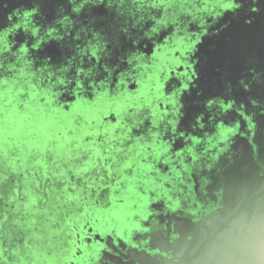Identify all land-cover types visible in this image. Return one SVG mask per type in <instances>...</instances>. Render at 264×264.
<instances>
[{"label":"flooded vegetation","instance_id":"flooded-vegetation-1","mask_svg":"<svg viewBox=\"0 0 264 264\" xmlns=\"http://www.w3.org/2000/svg\"><path fill=\"white\" fill-rule=\"evenodd\" d=\"M250 2L257 13L264 5V0ZM78 5L79 0H30L23 6L24 14L33 13L25 23L29 31L18 32L11 39L10 48L0 41V112L16 101L26 103L27 107L37 105L34 95L39 94L38 101L43 107L66 111L69 116L79 114L75 118L78 127L93 126L90 130L93 135L83 140L84 147L93 150L91 153L101 152L106 159L100 172L93 170L94 179L90 183L82 181L86 177L82 172L77 173L85 167L84 163L73 168L74 160L61 166L60 175L32 172L24 183L28 187H17L15 195H20L18 190L27 189L30 195L25 197L29 200L27 205H34L38 197L42 198L39 204L44 209L58 206L61 221L53 225L42 215L36 218L38 226H27V232L23 233L28 237L37 231L36 226L41 228L44 245L51 249L52 242L58 239L50 227L61 228L64 242L58 244L59 256L72 254L65 264H133L131 256L141 257L143 253L158 256L157 251L148 247L174 238L173 227L219 207L222 190L214 192L215 201H211L205 180L217 178L238 153L232 147L243 146L245 142L236 137L233 144H219L217 138L226 130L235 129L252 143L255 131H264V97L252 93L250 87L264 80V21L248 31L236 19L230 22L232 31L209 44L203 54L198 51L201 49L198 44L195 51L200 61L198 88L189 92L199 93L197 111L193 117L189 116L184 96L179 127L204 142L195 149V154L186 156L185 169L176 166L182 173L179 177L167 155L160 157L157 153L163 142L170 140L165 127L175 109L172 102L165 100L181 87L179 79L166 86L164 83L170 68L184 70L181 61L187 60L185 48L197 40L198 34L205 41V33L233 15L234 10L220 6L217 0H105L104 3L90 0L76 11ZM24 14L22 22L26 20ZM5 15L0 8V19L4 17L0 20V39L7 26L20 21V17H13L10 22ZM33 33L36 36L30 35ZM25 47L27 52L16 56ZM12 85L15 91L22 88L23 95L6 97ZM94 112L104 117L101 126L96 127L95 122H86L81 116ZM60 120L62 123L63 119ZM252 127H256L253 133ZM95 132L98 134L94 135ZM121 139H125L126 150L134 149L135 153L139 143L146 145L145 140H149L147 157L125 173L119 170L122 165L117 167L114 162L117 158L114 149ZM184 148L185 142L178 140L172 150ZM114 168L118 172L111 176L110 169ZM120 175L139 178L136 193L144 197L138 198L132 209L126 206V198L114 204L115 194L130 190ZM14 176L23 180L16 173ZM9 197L6 195L5 199ZM90 198L96 211L89 205ZM61 200L64 203L73 200L77 212L66 211L67 206ZM12 204L11 201L9 205L14 210ZM141 211L150 213V221L139 219L137 214ZM133 217L146 230L135 233L130 239L133 243L122 242L118 238L120 227L133 222ZM18 220L24 222V218ZM23 233L6 256H24L27 246L31 247L32 242L26 245ZM5 243L2 244L6 246ZM101 250L104 255L96 258ZM43 264H49L48 257Z\"/></svg>","mask_w":264,"mask_h":264},{"label":"water","instance_id":"water-1","mask_svg":"<svg viewBox=\"0 0 264 264\" xmlns=\"http://www.w3.org/2000/svg\"><path fill=\"white\" fill-rule=\"evenodd\" d=\"M29 1L3 0L0 3V8H3L4 15L6 14L5 16L10 22L13 17H20L18 18L20 19L19 22H12L14 25L7 26L2 31L0 41L6 44L7 48H10L11 39L18 32L26 33L29 31L26 24L33 13L24 14L25 11H23V6ZM22 14L25 15L26 19L23 22ZM3 18L0 20L3 21ZM30 35L36 36V33ZM193 41L185 48L187 54L184 56L187 60L181 61L184 70L178 71L176 67L170 68L166 83H164L166 86L173 79H179L181 87L176 94L168 96V99L165 100L166 103L169 100L175 106L173 115L168 119V127H165V132L169 134L170 140L167 143L163 142L161 148L156 150L160 157L167 155L168 162L172 163L179 173L177 175L179 177L182 176L179 167L182 166L181 169L186 168V156L195 154V149L204 142L202 138L190 137L182 131V127H179L183 117L180 111L183 98L192 89L198 88L197 80L193 82L188 77L193 72H195L196 78L200 77L197 70V64L200 61L195 57V51H197L199 42L202 41L201 34H198L197 40ZM27 49L28 47L21 48L16 56H23ZM186 84L188 85L187 88H185ZM193 128L196 130L198 127ZM255 130L256 127L251 128L252 133ZM257 132L254 133L252 143L247 141V137L241 136L242 133L239 130L235 129L226 130L217 138L219 144H233L236 137L245 142L243 146L232 147L237 149L238 153L217 178L205 180V190L211 201H215L212 194L222 190L219 207L210 210L198 219L193 216L189 221L181 223L182 225L173 227L174 238L169 241L152 248V244L150 245L148 240L146 242L148 246L150 245L148 248L152 252L157 251L158 256L154 257L149 253H143L141 257L131 256L129 258L130 263L264 264V131ZM234 133L236 134L235 137H233ZM178 140L185 142V148L174 151L172 148ZM192 159L195 160L193 157ZM176 166L179 167L176 168ZM149 214L141 211L137 215L141 221H150ZM140 223L134 217L133 222L124 223L120 227L118 238L122 242H132V236L135 233L146 230ZM99 236H97L98 239H100ZM100 241L102 242V240ZM101 255H104L103 250L98 252L96 258H100Z\"/></svg>","mask_w":264,"mask_h":264},{"label":"rangeland","instance_id":"rangeland-1","mask_svg":"<svg viewBox=\"0 0 264 264\" xmlns=\"http://www.w3.org/2000/svg\"><path fill=\"white\" fill-rule=\"evenodd\" d=\"M15 88V85H12V87L10 86L11 90L5 96L10 98V96L12 97L14 95L17 97L18 95H23L22 93L24 92L22 88L19 87L16 91L14 90ZM25 90H27V88ZM34 97L37 98H35L37 100V105L34 104L27 107L26 103L23 104L19 101L12 103L13 99H11L12 104L8 105L9 109L6 111L1 110L0 112V195H9L15 198L18 196V199L12 200V206L15 207L14 210L13 207L9 205L11 202L1 201L0 203L3 204L0 215V244L3 246L0 248V264H15L16 262H18V264H43V262H45V257H48L49 264H65L66 261L72 257V254H63L59 256V254H61V247L58 244L64 242V239H61V230H59L61 228L55 229L52 226L50 227L51 231L56 234L55 237L58 239L56 242H52L53 244L50 249L44 245V232L41 228L37 227L38 220H36V218L42 215H45L47 219L52 221L53 225L56 222H60L61 208L59 210L58 206H55L44 209L39 204L40 201L43 200L38 197H35L36 200L34 205H27L29 202L27 199L28 197L25 198L29 192L27 189H21V191L24 192H19L18 190V194L21 196L15 195L17 187H28L24 183L28 181V177L32 176V172H43L45 176H50L51 173L59 172L60 175L61 166L64 167V164L68 165L74 160L73 168L84 163L85 167L81 171H77V173L79 172L80 174L82 172V175L86 176L84 178L82 177V181L90 183L94 179L93 170L97 172V169H100V165L104 167L106 164V159L101 152L91 153L93 150L84 147L83 140L93 135L90 133L93 126L83 125L82 127H78L75 123V118L80 116L79 114H71L69 116L66 111L62 112L54 107H48V109L39 103L38 99L41 98V95L37 94L34 95ZM27 109L29 111L25 112ZM3 111L4 113H2ZM49 112L55 114L49 115ZM81 116L85 117L86 122L91 124L95 122L96 127L102 125L104 118L98 116L95 112L93 114L87 113ZM60 119H63L64 123L63 121L61 123ZM112 128L115 127H111V129ZM72 133H74L75 136H72ZM97 134V132L94 133V135ZM35 135H37V139H35ZM111 137L114 138L115 135L112 134ZM147 149L148 145L139 143L136 149L137 153L134 152V149L127 151L125 148V139H121L118 148L114 149L115 152H117V158H114V162L117 163V167L122 165L119 170L125 173V171L130 170L134 164H137L139 160L147 157ZM85 158L87 160H85ZM93 158L96 160L94 161ZM100 171L101 170H99V172ZM110 172V175L114 176L118 171L116 172V168H114L110 169ZM15 173L23 180L14 176ZM120 177L123 183L129 186L130 190L127 192H125V190H118L120 193L117 195L115 194L113 197L114 204L126 198L128 200L126 206H130V209H132L138 198L144 197V195L136 193L135 186H137L139 178L136 175H120ZM61 203L67 206L66 211L68 212L71 211V213H76L78 210L73 206V200H67L65 203L61 200ZM92 204H94L93 200L89 203L91 208L93 207ZM93 209L96 211V208H92V210ZM102 213H99L101 217L105 214ZM17 214H19V216H17ZM20 217L24 218L23 223L19 222L18 219ZM35 225H37L35 228L37 231L27 237V235L23 233L27 232L26 227ZM12 226H15V228ZM21 233H23V236L25 234L26 245L32 242L31 247L27 246L24 256L18 254L14 255L13 258L6 256L11 253V246L17 245L16 240ZM3 242H6V246L2 244ZM50 253L51 255H49Z\"/></svg>","mask_w":264,"mask_h":264},{"label":"snow or ice","instance_id":"snow-or-ice-1","mask_svg":"<svg viewBox=\"0 0 264 264\" xmlns=\"http://www.w3.org/2000/svg\"><path fill=\"white\" fill-rule=\"evenodd\" d=\"M45 2H47V0H45ZM89 2L90 0H79V5L75 10L80 11L81 7H83L85 4H88ZM99 2L104 3L105 0H99ZM217 2L220 6L226 7L228 9H233L234 13L230 17H226L225 19L217 23L215 28H212L210 32L205 33L207 39L205 41L199 42L201 43V49H198V51H200L201 54H203L204 49L213 41L220 40L222 37L227 36L226 34L232 31V28L230 26L231 21L239 19L245 29L248 31L255 29L262 21H264V5L261 6V10L257 13L250 0H217ZM224 29H227L228 31L225 32ZM73 72L75 73V69L73 70ZM188 79L195 82V80H198L199 78H196L195 72H193L192 75L188 77ZM240 82L242 86H245L243 80H241ZM187 87L188 85L186 84L185 88ZM250 87L252 93L258 92L262 97H264V80H261L259 83H252ZM198 95L199 93L191 92L185 96V104L187 105L186 111L188 112L190 117H193L197 111L196 97ZM181 107H184V105H181Z\"/></svg>","mask_w":264,"mask_h":264},{"label":"trees","instance_id":"trees-1","mask_svg":"<svg viewBox=\"0 0 264 264\" xmlns=\"http://www.w3.org/2000/svg\"><path fill=\"white\" fill-rule=\"evenodd\" d=\"M0 198L3 199V202H11V201L13 200L11 197H9V199L6 200V199H5V196H1V195H0Z\"/></svg>","mask_w":264,"mask_h":264},{"label":"crops","instance_id":"crops-1","mask_svg":"<svg viewBox=\"0 0 264 264\" xmlns=\"http://www.w3.org/2000/svg\"><path fill=\"white\" fill-rule=\"evenodd\" d=\"M156 139V138H155ZM155 139H153V140H155ZM145 140V139H144ZM146 141V145H148L149 146V143H147V142H149V140H145Z\"/></svg>","mask_w":264,"mask_h":264}]
</instances>
